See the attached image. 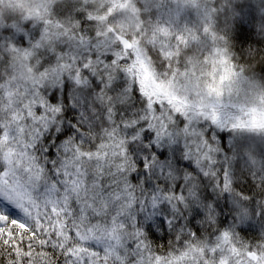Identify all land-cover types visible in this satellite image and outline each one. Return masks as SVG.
<instances>
[{
    "label": "snow or ice",
    "instance_id": "snow-or-ice-1",
    "mask_svg": "<svg viewBox=\"0 0 264 264\" xmlns=\"http://www.w3.org/2000/svg\"><path fill=\"white\" fill-rule=\"evenodd\" d=\"M33 7L31 29L32 19L0 29L11 70L0 80V264H192L190 255L196 264H264V245L250 248L240 235L264 213L262 201L250 207L264 193V90L225 101L207 70L216 58H186L220 13L236 19L230 2ZM173 51L177 70L162 78L153 60L171 66ZM28 72L21 84L17 74ZM161 95L176 112L191 107L211 121V136L181 147L156 115ZM238 163L251 187H239ZM221 200L235 217L217 227ZM204 224L216 226L207 240Z\"/></svg>",
    "mask_w": 264,
    "mask_h": 264
},
{
    "label": "clouds",
    "instance_id": "clouds-1",
    "mask_svg": "<svg viewBox=\"0 0 264 264\" xmlns=\"http://www.w3.org/2000/svg\"><path fill=\"white\" fill-rule=\"evenodd\" d=\"M77 2L78 0H54L53 4L58 6L57 11H64ZM212 2L215 3L217 7L230 2L233 9L237 12L235 20L232 19L228 11H224L217 16L218 25H229V34L227 36L232 45V50L236 54L234 62L238 59L240 63L245 61L252 63L260 78L264 79V32H257L256 30V24L264 21V16L260 15V10L264 9V0H212ZM89 3L94 2L93 0H89ZM187 17L190 22L195 21L194 13L190 12ZM244 19H246L247 22L238 26V21ZM27 23V20H5L0 22V29ZM36 23L38 22L28 24V28L31 29ZM249 49H251V51H249ZM187 54H191V49ZM152 55L154 56L155 54L153 53ZM159 64L160 61L158 59L153 60V67L162 78L170 77L173 71L177 70L176 64L169 66V64L165 62L162 67H157ZM182 70L181 67L180 71ZM10 78L11 70L4 62V53L0 51V80H7ZM16 78L21 84L25 82L22 81L18 75ZM179 83L182 85L183 81L180 80ZM178 94L182 95L183 92L181 91ZM193 97L194 93L189 92L188 99L192 100ZM141 100L146 103L144 97H141ZM153 104L154 108L157 109L156 115L161 117V122L167 126V130L175 131L178 134L181 147H183L185 143L195 144L203 138V134L205 133L211 136V130L213 129L211 121L200 116L193 108L188 107L184 112H176L162 95L159 99H154ZM181 121H183V123H181ZM185 129L189 130L188 135L184 134ZM260 147L264 149V145ZM235 171L239 180V187H251L252 177L242 163L237 164ZM239 187L237 191H239ZM255 201L264 202V193L255 196L250 204L252 209H256ZM218 210L220 212L219 220L222 224L217 225V227L226 226L232 222L235 217V212L232 211V205L229 204L227 200L219 201ZM240 235L250 248H258L264 245V213L255 215L251 222L244 225Z\"/></svg>",
    "mask_w": 264,
    "mask_h": 264
},
{
    "label": "rangeland",
    "instance_id": "rangeland-1",
    "mask_svg": "<svg viewBox=\"0 0 264 264\" xmlns=\"http://www.w3.org/2000/svg\"><path fill=\"white\" fill-rule=\"evenodd\" d=\"M53 2L54 0H47V3ZM93 2L99 4L102 0H93ZM125 2H127V0H125ZM34 3L35 0H0V22L5 20L25 21L28 19H32L34 23L38 22L35 19L36 13L33 7ZM185 20L191 23L187 16L185 17ZM184 22L185 21H181V26H183ZM132 23L133 22L129 20L125 27H128V24ZM15 26L17 25H13V27ZM220 28L221 25H218L216 21L215 31H210L206 38L197 39L193 36L191 39L193 40L192 44L197 47L200 55L203 53L204 57L216 58L215 68L213 69L212 65L209 64L207 70L216 72V82L225 101L230 94L233 99H236L237 95L240 99H243L245 96H252L257 92L264 90V79L252 74L250 71L243 70L236 60L234 62L235 54L230 51L228 45L222 40L215 38L223 35ZM201 36H203V33ZM204 57H198V59H201L199 61L202 62ZM17 75L22 81H27L31 79L32 73H18ZM220 76L224 77L222 81L220 80ZM195 252L196 255H201L199 249H196ZM189 259L192 261V264H196V260L193 256L190 255Z\"/></svg>",
    "mask_w": 264,
    "mask_h": 264
},
{
    "label": "trees",
    "instance_id": "trees-1",
    "mask_svg": "<svg viewBox=\"0 0 264 264\" xmlns=\"http://www.w3.org/2000/svg\"><path fill=\"white\" fill-rule=\"evenodd\" d=\"M220 25H221L220 30H222V33L228 35L229 34L228 33L229 25H225V24H220ZM227 45H228L230 51L233 52L232 45H231L230 41H228ZM190 49H191V54H188L186 58H191L194 62L201 60V59H198V57L199 58H202V57L199 54L200 52L197 49V47L195 45L191 44ZM182 51H183V49H181V52ZM175 57H176V52L175 51L171 52L170 59L172 60L173 64H175V62H176ZM236 62L238 63V65H240L242 67L243 70L248 71V72L250 71L252 74L259 76L258 73L255 71L254 65L252 63H249L247 61L240 63V61L238 59H236ZM238 182H239V180H238ZM234 191L236 193H238L237 190H234ZM201 231L204 234V239L207 240L209 237V233H214L216 231V226L209 227V225L204 224Z\"/></svg>",
    "mask_w": 264,
    "mask_h": 264
}]
</instances>
